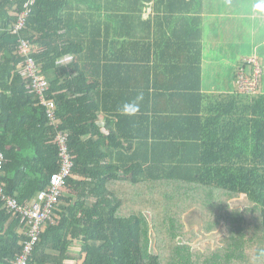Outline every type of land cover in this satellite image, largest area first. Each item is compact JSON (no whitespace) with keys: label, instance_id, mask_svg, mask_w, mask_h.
Returning a JSON list of instances; mask_svg holds the SVG:
<instances>
[{"label":"trees","instance_id":"16d2710c","mask_svg":"<svg viewBox=\"0 0 264 264\" xmlns=\"http://www.w3.org/2000/svg\"><path fill=\"white\" fill-rule=\"evenodd\" d=\"M29 1L0 0V180L6 192L26 203L59 168L56 127L22 73L21 37L33 44L31 55L48 79L58 127L70 133L74 167L58 208L78 212L68 228L83 242V264H264V93H255L242 113L238 107L203 117L198 48L190 113L159 121L117 113L114 126L102 125L94 106L100 80H89L95 65L89 9H74L72 0H35L24 28L11 33ZM159 123H165L163 134ZM243 193L251 204L233 207L230 201ZM195 208L206 232L225 229L219 246H193L196 232L186 228L185 215ZM61 218L59 227L44 232L30 264H72L65 250L36 259L47 236L66 228L67 216ZM20 219L0 200V264H12L22 250L27 224Z\"/></svg>","mask_w":264,"mask_h":264},{"label":"crops","instance_id":"0c3cea01","mask_svg":"<svg viewBox=\"0 0 264 264\" xmlns=\"http://www.w3.org/2000/svg\"><path fill=\"white\" fill-rule=\"evenodd\" d=\"M258 4L264 0H72L74 9H89L87 14L92 17L95 65L89 80H100V104L94 103L100 109V123L108 121L114 126L117 118L113 115L117 113H135L141 118L149 115L158 121L190 113L194 102L189 105V101L197 85V77L190 71L195 68L198 48L201 115L214 117L238 107L242 113L251 94L240 89L238 69L245 67L249 73L246 59L251 57L264 65V8ZM244 49L248 52L243 53ZM164 125L156 127L158 134L164 133ZM203 126L204 131H213L207 124ZM180 130L179 134H185L184 128ZM123 132L130 136L127 127ZM208 137L204 136L201 143ZM220 138L218 135L215 140ZM37 193L23 204L34 201ZM61 211L56 209V222L51 225L59 227L65 214L66 228L47 236L36 259L57 256L65 250L72 264H83V242L73 238L68 228L78 212Z\"/></svg>","mask_w":264,"mask_h":264},{"label":"built area","instance_id":"2783aa9c","mask_svg":"<svg viewBox=\"0 0 264 264\" xmlns=\"http://www.w3.org/2000/svg\"><path fill=\"white\" fill-rule=\"evenodd\" d=\"M29 3V2H28ZM26 4L23 11L17 14L16 22L11 26V33L19 34L24 28L27 18L31 14L33 3ZM4 30V25L0 23V33ZM18 49L25 58L22 73L31 77L29 88L37 93L41 103L46 107V114L50 123L56 127L55 142L58 146L59 168L50 178L48 186L37 193V197L31 203L23 204L13 195L6 192V186L0 180V200L5 208L14 214L21 216L22 221L26 222L27 238L23 241L22 250L12 264H30L34 249L42 239V235L51 224H54L56 218V209L65 194L67 179L72 174L74 167V155L70 149L69 132L59 128L57 124V104L54 100L47 98L49 89L48 79L42 74L41 67L36 59L31 55L33 44L24 38H19ZM250 66V72L247 73L245 67L238 71L237 82L240 89L252 94L258 92L259 81L262 74L260 62L257 58L246 59ZM5 161V156L0 150V175Z\"/></svg>","mask_w":264,"mask_h":264},{"label":"rangeland","instance_id":"374dc122","mask_svg":"<svg viewBox=\"0 0 264 264\" xmlns=\"http://www.w3.org/2000/svg\"><path fill=\"white\" fill-rule=\"evenodd\" d=\"M34 1L35 0H30L28 4L34 3ZM258 36H259V29H256V39L258 38ZM244 52H248V51L244 49L243 53ZM23 63L24 61L21 64V68L23 66ZM260 65L262 69V78L260 83L261 89L259 87V90L264 93V88H262V86H264V65H262L261 63ZM240 68L238 69V71L240 70ZM260 91H258V93H260ZM255 95H256L255 93H252L250 97L247 98L251 100V98ZM69 138H70V134H69ZM230 203L233 207H241V208H244L251 204L249 197L245 193L241 194L237 198L232 199ZM185 222H186V228L188 230H194L196 232V234L193 236L194 239L192 240L193 246L202 249L206 248L209 245H211L214 248L219 246L220 238H222L226 232L224 228H221L218 231L215 230L212 232H206L204 228V221L202 220V215L197 208L187 212V214L185 215Z\"/></svg>","mask_w":264,"mask_h":264},{"label":"snow or ice","instance_id":"6c2138e0","mask_svg":"<svg viewBox=\"0 0 264 264\" xmlns=\"http://www.w3.org/2000/svg\"><path fill=\"white\" fill-rule=\"evenodd\" d=\"M257 7L264 8V4H258Z\"/></svg>","mask_w":264,"mask_h":264}]
</instances>
